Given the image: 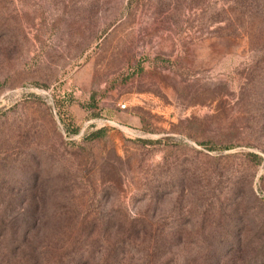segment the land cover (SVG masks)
I'll return each instance as SVG.
<instances>
[{
	"label": "rangeland",
	"instance_id": "obj_1",
	"mask_svg": "<svg viewBox=\"0 0 264 264\" xmlns=\"http://www.w3.org/2000/svg\"><path fill=\"white\" fill-rule=\"evenodd\" d=\"M1 233L0 264L260 248L264 0H0Z\"/></svg>",
	"mask_w": 264,
	"mask_h": 264
},
{
	"label": "trees",
	"instance_id": "obj_2",
	"mask_svg": "<svg viewBox=\"0 0 264 264\" xmlns=\"http://www.w3.org/2000/svg\"><path fill=\"white\" fill-rule=\"evenodd\" d=\"M134 227V225L129 226V238L120 246L121 252L131 247L134 248V245L141 246L144 244L143 242L135 243L136 241L133 240L134 237H130L133 236L132 230L135 229ZM4 233L8 234V232ZM4 233L0 234V239L2 240L7 237ZM151 240L153 242L156 256L158 257V254L161 255V252L164 250L162 259L168 257L170 264H174L176 257L172 251L184 244L196 245L197 249L203 252V258H201L202 264H264V243L260 248H255L252 241L244 242L245 240L243 239L235 240V238L232 239L225 233L211 238H207L204 235L198 238H188L187 236L182 235L167 238L152 237ZM226 245L230 246L228 247L229 250L223 252V247ZM23 253L24 252L20 254ZM28 258L30 257L28 256ZM2 259L5 261L6 257L3 258L2 256ZM122 261H125V258H121L120 256V262ZM196 261L197 260L193 259L189 264H195Z\"/></svg>",
	"mask_w": 264,
	"mask_h": 264
}]
</instances>
